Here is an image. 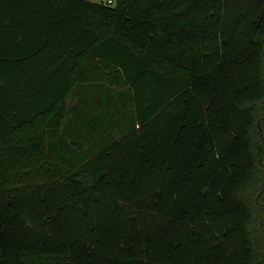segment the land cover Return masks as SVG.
<instances>
[{
    "label": "trees",
    "instance_id": "1",
    "mask_svg": "<svg viewBox=\"0 0 264 264\" xmlns=\"http://www.w3.org/2000/svg\"><path fill=\"white\" fill-rule=\"evenodd\" d=\"M112 2L0 0V264H264V0Z\"/></svg>",
    "mask_w": 264,
    "mask_h": 264
},
{
    "label": "rangeland",
    "instance_id": "2",
    "mask_svg": "<svg viewBox=\"0 0 264 264\" xmlns=\"http://www.w3.org/2000/svg\"><path fill=\"white\" fill-rule=\"evenodd\" d=\"M93 1H95V2H100V3H101V2H102V3H105L106 0H93ZM69 128H70L69 130L72 132V131H73V127L70 126ZM119 136H120L119 131H116V130H115V131H114V137L117 138V137H119ZM2 158H3V159H9V158H10V155H2Z\"/></svg>",
    "mask_w": 264,
    "mask_h": 264
},
{
    "label": "built area",
    "instance_id": "3",
    "mask_svg": "<svg viewBox=\"0 0 264 264\" xmlns=\"http://www.w3.org/2000/svg\"><path fill=\"white\" fill-rule=\"evenodd\" d=\"M112 3H113L112 0H106V1H105V4H106V5H112Z\"/></svg>",
    "mask_w": 264,
    "mask_h": 264
},
{
    "label": "crops",
    "instance_id": "4",
    "mask_svg": "<svg viewBox=\"0 0 264 264\" xmlns=\"http://www.w3.org/2000/svg\"><path fill=\"white\" fill-rule=\"evenodd\" d=\"M82 91H83V90H82ZM94 98H95V97H92V100H95ZM90 99H91V98H90Z\"/></svg>",
    "mask_w": 264,
    "mask_h": 264
}]
</instances>
